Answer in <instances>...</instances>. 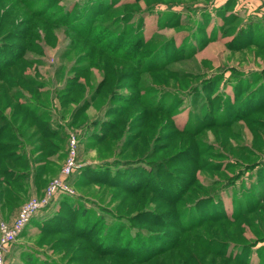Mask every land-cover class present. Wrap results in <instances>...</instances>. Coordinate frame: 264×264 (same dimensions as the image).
Returning <instances> with one entry per match:
<instances>
[{
	"label": "rangeland",
	"instance_id": "1",
	"mask_svg": "<svg viewBox=\"0 0 264 264\" xmlns=\"http://www.w3.org/2000/svg\"><path fill=\"white\" fill-rule=\"evenodd\" d=\"M259 1L0 0V112L18 129L10 149L23 156L19 166L8 165L20 171L27 156L38 172H15L9 183L0 164V224L10 225L32 196L45 197L72 137L79 165L7 248L4 264H138L137 254L116 253L125 241L133 248L137 235L178 242L139 264H182L190 246L200 257L205 245L217 249L202 264H264ZM46 5L45 16L35 11ZM259 10L263 16L254 19ZM90 17L88 31L74 29ZM18 99L66 135L55 141L52 161L40 150L42 130L15 108ZM144 161L173 193L162 185L128 194L118 183L84 176L106 171L111 179ZM218 208L229 215L240 209L241 217L185 232L194 215L207 218ZM111 227L116 250L97 252Z\"/></svg>",
	"mask_w": 264,
	"mask_h": 264
},
{
	"label": "trees",
	"instance_id": "2",
	"mask_svg": "<svg viewBox=\"0 0 264 264\" xmlns=\"http://www.w3.org/2000/svg\"><path fill=\"white\" fill-rule=\"evenodd\" d=\"M48 7L49 6L46 5L43 8L35 10V11L40 14L42 13L43 16H45L46 15L45 11L48 10L47 9ZM95 10H97V14H98L99 8ZM94 19L95 17L91 18L87 22V20H85L84 18L80 22H78V24L74 25L75 28L73 26L72 28H74L77 32L83 34V32H86L90 29V23ZM4 60L10 62V59L7 58V56H4ZM16 101L17 102H16L15 108H17V111L19 110L26 114V117L25 119H23V121H25L26 118H30L33 122L36 123L34 124L32 122L38 128V131L42 130V133L40 132V134H41V139L44 141V144H42L43 146H41L40 150L42 151L44 149L45 155L47 156V159L49 160L50 156H52L58 148V146L56 145L57 143L55 141L57 140L59 144L64 142V140L66 139V135L65 134L59 135V133L57 132V129L54 128V126L52 125V122H44L42 120V117H45V113H41V112L36 113L34 110L30 109L31 107L30 105L24 106V103H21L19 99ZM15 113L16 112H14V114ZM16 120H18V118L15 116V118H13V121H16ZM9 122L11 123V120L7 119V117L3 116L2 113L0 112V153H4L3 155H0V164L2 163V166H1L3 167L2 172L7 175L10 174L7 176L9 178L8 182L12 183V181L17 177V175H15L16 173H19L18 176L25 173L23 175L25 177H27V174L30 173L32 176L35 177L36 175H38V172H35V174L34 173L32 174V171L34 170L33 160L28 158L27 156H26V161H28V163L22 164V167L24 169L22 168V170L20 171H17L16 169L8 165V164H13V165L19 166L23 159L22 155H19L16 157L17 154H14L16 152H12L13 150H11L13 148L12 146L13 144L10 145L9 143L11 142L13 143L14 141H16L15 133L18 131V129H16L14 126H10ZM21 144L24 146L22 142ZM23 146L22 148H24ZM24 151L26 154V147ZM50 160L52 161V158H50ZM141 163H144V164L140 166H138L139 164L137 163L132 164V165H135V167H133L134 171L131 169V171L128 172L129 171L128 169L132 166L131 165L130 167L126 169L124 168L125 169L124 171L126 170L128 171L125 172L123 175H120V174L117 175V173H114V176H112L113 178H111L112 180L109 178L110 176L108 173H106V171L100 172L99 177L95 176L94 175L95 173L92 171L84 173V176L86 177L88 175L92 178H95L96 180L100 182L109 181L110 183H114V182L118 183V186H120L124 190H127L126 192L128 194H136V193L141 192L143 189H150L151 191H153V193L157 192V189L161 188V186L164 185L163 182H161V180L159 179V176H162L161 172L159 171V175H157V169H155V167L150 166L151 164H148L147 161H144ZM42 165L43 164H41V166H39L37 170H42L44 168ZM135 172L136 173L139 172L140 177H143L145 181L139 180L137 178L138 174L135 175ZM27 182L30 184V180H28ZM174 184L176 185V183ZM165 185L163 187V190L164 191L171 190L168 194L173 193L174 189L171 188L172 187L171 184L167 183ZM5 188L10 189L11 187L6 185ZM220 210L221 209L218 208L215 213L210 214L207 218H198L197 215H194L193 218H197V219L191 220V222L185 227V232L188 233V231H192L194 226L196 225L200 226L206 222L210 223V222H215V221H219L222 219H232L233 217H234L233 219H235V217H241V215H239L241 214L240 209L236 210L235 212L236 215H229V213H227L226 211L223 212ZM250 210H251L250 208H247L245 213L249 212ZM191 215L189 216V219ZM105 233L106 234L103 236L100 242L101 247H99V249H96V251L99 252V250L101 251V249H103L101 251L103 254H110V253L113 254L117 247L114 246L113 238L111 237L112 235L114 236L118 235V233L116 232L117 233L116 234L115 231L112 229V227L105 229ZM109 233L111 234L109 235ZM137 238L138 240L135 242V246L133 248H129L128 246L129 243H127V241L123 242L119 246V249H117L116 253L120 257V259L131 258L137 254L134 262L138 264L144 263L145 261L144 260L142 261L141 259L145 258L146 261H150L151 259L155 258L158 255H163L167 253L169 249H171L172 247H176L178 243L176 242L172 244L171 241L162 240L159 237H154V236H151L150 240H148L147 238L141 240V238H139L138 235H137ZM129 239L132 240L131 238ZM180 239L181 238L178 236L177 241H179ZM152 240L161 241V242L154 243ZM139 241L141 242L140 246H139ZM189 248H190V252L192 255L186 256V259L183 261L182 264H190V263L191 264H202V261L204 260V256H205V253H207V250L217 249L216 247L210 248V246L205 245L203 247L202 253L200 254V257H197L195 254L194 247L190 246ZM195 259H197L198 261H196Z\"/></svg>",
	"mask_w": 264,
	"mask_h": 264
},
{
	"label": "built area",
	"instance_id": "3",
	"mask_svg": "<svg viewBox=\"0 0 264 264\" xmlns=\"http://www.w3.org/2000/svg\"><path fill=\"white\" fill-rule=\"evenodd\" d=\"M77 141L72 137L70 142V151L67 160L62 169L61 176L54 180L47 189V193L43 198L32 196L29 201L22 206L17 218L9 225L6 222L0 224V264H4L5 252L7 248L13 243L17 236L23 231L25 226L37 214L38 211L47 207L52 203V198L56 191L63 190L67 183L68 177L79 167L76 160L77 157Z\"/></svg>",
	"mask_w": 264,
	"mask_h": 264
},
{
	"label": "crops",
	"instance_id": "4",
	"mask_svg": "<svg viewBox=\"0 0 264 264\" xmlns=\"http://www.w3.org/2000/svg\"><path fill=\"white\" fill-rule=\"evenodd\" d=\"M255 3L260 5L261 2L259 0H254V4ZM259 16H263V12L262 11L260 12V10L254 11V19H258Z\"/></svg>",
	"mask_w": 264,
	"mask_h": 264
}]
</instances>
